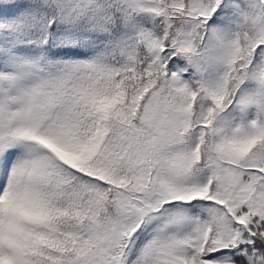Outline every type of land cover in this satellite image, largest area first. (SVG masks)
<instances>
[{"label":"snow or ice","instance_id":"1","mask_svg":"<svg viewBox=\"0 0 264 264\" xmlns=\"http://www.w3.org/2000/svg\"><path fill=\"white\" fill-rule=\"evenodd\" d=\"M0 264H264V0H0Z\"/></svg>","mask_w":264,"mask_h":264}]
</instances>
